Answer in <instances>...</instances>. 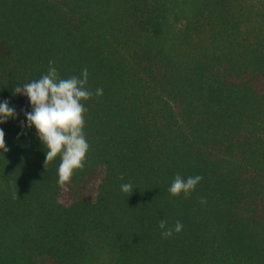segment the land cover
I'll return each mask as SVG.
<instances>
[{
	"label": "trees",
	"instance_id": "16d2710c",
	"mask_svg": "<svg viewBox=\"0 0 264 264\" xmlns=\"http://www.w3.org/2000/svg\"><path fill=\"white\" fill-rule=\"evenodd\" d=\"M50 60L103 89L63 186L13 95ZM4 101L0 264H264V0H0Z\"/></svg>",
	"mask_w": 264,
	"mask_h": 264
},
{
	"label": "clouds",
	"instance_id": "9594fccd",
	"mask_svg": "<svg viewBox=\"0 0 264 264\" xmlns=\"http://www.w3.org/2000/svg\"><path fill=\"white\" fill-rule=\"evenodd\" d=\"M88 70H82L80 76L61 78L54 61H49L46 74L39 79L26 82L22 86L17 84L13 95L26 96L31 105V111H25L26 122L22 127L35 128L46 154V165L57 157L58 183L63 186L70 182L77 170L85 167L90 145L85 137V107L86 101L94 95H103V89L97 88L93 92L88 87ZM18 118L16 109L8 101L0 102V125L11 119ZM9 149L5 143V133L0 128V154ZM123 179V177H121ZM200 175L183 177L176 175L168 191L174 197L181 195L188 197L202 181ZM121 191L133 193L131 183L121 184ZM201 203H206L202 198ZM163 238H170L174 233L183 230V224L177 221L174 226H168L167 221L159 222Z\"/></svg>",
	"mask_w": 264,
	"mask_h": 264
}]
</instances>
